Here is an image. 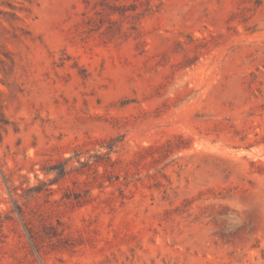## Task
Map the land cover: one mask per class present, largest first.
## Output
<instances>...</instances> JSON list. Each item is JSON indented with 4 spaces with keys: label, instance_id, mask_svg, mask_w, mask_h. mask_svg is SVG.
I'll use <instances>...</instances> for the list:
<instances>
[{
    "label": "rangeland",
    "instance_id": "obj_1",
    "mask_svg": "<svg viewBox=\"0 0 264 264\" xmlns=\"http://www.w3.org/2000/svg\"><path fill=\"white\" fill-rule=\"evenodd\" d=\"M0 264H264V0H0Z\"/></svg>",
    "mask_w": 264,
    "mask_h": 264
}]
</instances>
